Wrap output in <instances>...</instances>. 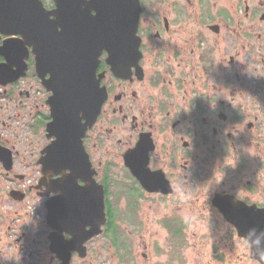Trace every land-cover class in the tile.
Masks as SVG:
<instances>
[{
	"label": "flooded vegetation",
	"instance_id": "flooded-vegetation-1",
	"mask_svg": "<svg viewBox=\"0 0 264 264\" xmlns=\"http://www.w3.org/2000/svg\"><path fill=\"white\" fill-rule=\"evenodd\" d=\"M139 7L133 56L116 54L112 70L106 51L95 57L78 146L67 135L48 158L53 93L36 51L0 34V264H168L136 254L150 231L178 246L218 236L208 264H261L235 223L264 209V0ZM236 246L247 251L232 259Z\"/></svg>",
	"mask_w": 264,
	"mask_h": 264
},
{
	"label": "water",
	"instance_id": "water-1",
	"mask_svg": "<svg viewBox=\"0 0 264 264\" xmlns=\"http://www.w3.org/2000/svg\"><path fill=\"white\" fill-rule=\"evenodd\" d=\"M69 2L55 0L56 8L47 10L41 0H0V34L20 35L24 46L36 51L42 84L53 93L49 101L52 121L48 132L54 134L57 141L47 150V158L56 147L64 151L67 135H71V142L78 146L77 140L83 130L79 116L81 90L92 76L95 57L102 50L106 51V63L112 70L115 55L131 58L138 43L139 0H91L86 14L79 13L81 0H74L78 4L71 8ZM91 11L95 14L91 15ZM70 38L73 42L75 38H83L87 45L92 42L96 53L84 48L76 50ZM47 74L50 75L48 79L45 78ZM101 102L99 98L97 110L93 103L87 102L93 118ZM99 194H103L102 189ZM239 216L240 220L235 223L239 236L249 242L251 257L262 264L264 255L257 257L256 244L245 233L253 227L264 229V209L247 208ZM261 246L264 247V239Z\"/></svg>",
	"mask_w": 264,
	"mask_h": 264
},
{
	"label": "rangeland",
	"instance_id": "rangeland-1",
	"mask_svg": "<svg viewBox=\"0 0 264 264\" xmlns=\"http://www.w3.org/2000/svg\"><path fill=\"white\" fill-rule=\"evenodd\" d=\"M198 232L202 233V230H197ZM151 233L157 232V235H153L152 237L149 235L148 232H143V239L142 241L139 240V237H136L135 240V249L136 254L139 255L141 253H146L149 255H153V261L155 262H161L164 259H170L171 262L168 264H208L207 262L210 260L209 254L212 252L213 246L212 242H215L218 240V236H213L212 238L208 240H199L201 242H193L192 237L190 234L187 237V241L183 242L181 245H177L171 240H164L165 233L163 231H150ZM192 232H196L195 230ZM144 246L147 247V249H144ZM179 248V249H177ZM181 249V250H180ZM242 248L240 246H236L233 248V251L226 250V253L230 255L232 259L235 258V256H239L244 254L247 249ZM185 259L182 263L175 262L177 259L175 255L181 254ZM197 257V260L194 259V257ZM199 256H202L201 259ZM206 256V257H205ZM241 264H255L254 262L250 261H242ZM228 263V262H227ZM225 262H215L212 261L210 264H227ZM230 263V262H229ZM233 264V263H231Z\"/></svg>",
	"mask_w": 264,
	"mask_h": 264
},
{
	"label": "clouds",
	"instance_id": "clouds-1",
	"mask_svg": "<svg viewBox=\"0 0 264 264\" xmlns=\"http://www.w3.org/2000/svg\"><path fill=\"white\" fill-rule=\"evenodd\" d=\"M259 232V235H257ZM245 235L256 244V255L260 257L264 255V247L261 246V240L264 239V229H259L258 227H253L249 229ZM264 264V262H262Z\"/></svg>",
	"mask_w": 264,
	"mask_h": 264
}]
</instances>
